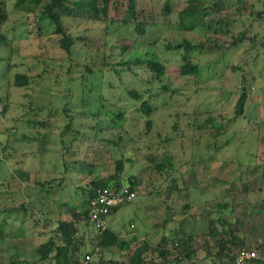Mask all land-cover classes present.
Here are the masks:
<instances>
[{
	"label": "rangeland",
	"instance_id": "374dc122",
	"mask_svg": "<svg viewBox=\"0 0 264 264\" xmlns=\"http://www.w3.org/2000/svg\"><path fill=\"white\" fill-rule=\"evenodd\" d=\"M4 1L7 17L2 32L11 37L12 49H3V54L10 58L11 73L23 72L32 82L18 86L0 81V264H7L14 250L25 259H36V248L47 237L37 234L43 228L42 217L67 220L73 212H86L87 202L80 186L108 178L115 173L118 160L121 181L133 178L137 193L130 203L109 216V227L131 242L129 250L116 247L114 258L122 259L120 252H131L145 240L141 236L157 244L161 234H171L175 226L184 231L191 229L193 237L199 239L207 230L209 210L217 216L223 208L218 203L229 205L230 210L222 216H236L245 245L264 257L256 248L264 240V0H221V14L228 13L237 20L223 40L230 42L239 32L244 33V39L218 50L192 51L191 59L199 64V73L194 76L179 71L183 50L165 48L183 37L202 39L209 32L201 28L180 31L176 25L177 11L194 0H169L173 14L160 18L143 34L128 25H115L104 44L102 40L98 46L90 39L102 34L101 24L65 17V27L75 35H83L70 55L60 49L52 28L38 14L19 12L14 0ZM137 1L141 7L160 10L166 0ZM197 1L210 6L214 0ZM124 42L131 46V52L121 51ZM121 56L154 57L163 65L159 78L139 66L123 79L127 89L136 88L153 104L148 116L152 126L147 132L148 117L140 111L136 99L122 92V82L108 67L103 74L97 70ZM233 64L241 71L233 69ZM83 73L87 79L79 78ZM108 81L114 87H108ZM245 83L249 84L245 116L231 124L215 146L209 131L194 127L191 118L209 112L231 114ZM90 86L94 87L92 91ZM101 88H106L103 94L107 100L115 98L120 105L125 118L122 127H109L106 115L96 122L107 128L94 130L96 122L87 114L98 110ZM63 108L75 116L68 135H60L69 121ZM80 110L84 113L76 114ZM119 134L123 139L117 138ZM167 137L169 140L163 141ZM227 139L230 143L225 146ZM149 152L156 156L170 154L174 168L163 169L162 173L151 170L143 159ZM64 160L69 173L61 193L57 197L48 195L44 206L36 204V209L15 210L21 202L34 200L41 187H50L33 186V178L45 181L55 177L57 182ZM17 169L29 173L28 181L18 177ZM174 177L177 181L182 177L180 188L187 191L186 198L175 193L169 198L166 186ZM186 202L189 207L183 212ZM40 208L43 213L38 211ZM18 231L25 236L11 237ZM79 231L89 248L96 231L84 223ZM109 256L106 251L105 257ZM147 257L158 260L157 251H149Z\"/></svg>",
	"mask_w": 264,
	"mask_h": 264
},
{
	"label": "trees",
	"instance_id": "16d2710c",
	"mask_svg": "<svg viewBox=\"0 0 264 264\" xmlns=\"http://www.w3.org/2000/svg\"><path fill=\"white\" fill-rule=\"evenodd\" d=\"M221 0H214L210 6L201 5L197 0L188 2L185 6L177 11V23L176 25L181 29L180 31L192 30L194 28L206 29L209 32L205 34L202 39L181 38L179 42L166 45L165 48L171 50H183L181 53L182 63L180 65L181 74L197 75L199 73L198 62L191 59L190 53L195 50L201 51L205 48L207 50H218L226 48L229 45H235L244 39V33L239 32L235 36H232L230 42H225L223 36L228 32L230 26L236 23V18L229 17V14H221ZM15 9L19 12L38 14L40 20L46 22V25L52 28V33L56 35L58 45L60 49L68 53L69 55L74 52V47L77 44L76 41H81L83 35L73 34L66 27L64 23L65 17L80 18L83 20L92 21L97 24H101L102 34L98 37L90 39V43L98 46L99 43L104 44L105 37L108 36L110 28L113 26H131L138 34H143L148 27L157 24L160 18L167 19L173 14L174 7L169 0H166L160 10L153 8H144L138 5L137 0H14L13 3ZM253 12H250L252 14ZM258 16L259 12L253 13ZM7 17V11L5 1L0 0V81H6L9 83L12 81L15 85L26 86L32 82L25 73L16 72L14 70L11 73L12 65L10 58L3 54V49L11 50V37H7L3 32V24ZM84 46V44H83ZM88 47V46H86ZM121 51L125 52L127 49L131 52V46L124 42L120 44ZM109 64V65H108ZM144 66L153 74V77L159 78L163 72V65L154 57L141 58L135 57H119L116 62H107L101 65L99 72L104 73V69L113 72L122 82V92L129 94L136 99L135 103H138L140 111L147 117L151 114L153 104L149 98H145L136 88L131 87L127 89V85L123 82L124 76L129 71H134L135 68ZM87 70L92 72V68L87 66ZM233 69L240 70V67L233 64ZM12 76V80H11ZM85 73L81 74L79 78L87 79ZM108 87H114L112 82L108 81ZM93 86H90L89 91L93 90ZM164 88V87H163ZM165 89V88H164ZM106 88H101L98 94V110L96 112H88L89 117H93L94 121H99L100 116H106L108 122H111L109 127H122V122L125 119L124 115L119 110L120 105L117 100H107L103 91ZM249 93V84H244L240 88L238 96L236 98L234 109L231 114L223 112L207 113L206 115H194L191 118V123L194 127L201 130H208L209 136L213 138L215 146L217 141L225 135L231 124L235 123L239 118L244 117V107ZM150 97V96H149ZM1 102V100H0ZM6 108V106H5ZM118 109V110H117ZM65 115L68 117V122L65 127L62 128L60 135H68L71 131L72 114L67 112L66 108H63ZM84 113L82 110L76 112V114ZM44 120V123H48ZM35 123H39L36 120ZM97 128L94 130L100 131L107 128L101 126L99 122H96ZM152 121L149 117L145 121L146 132L151 129ZM173 128L176 129V123H173ZM96 137V136H95ZM118 139H123L121 134L117 135ZM163 138V141L169 140ZM162 142V141H161ZM160 143V142H159ZM227 146L230 140L225 141ZM163 146V143L162 145ZM166 146V145H165ZM224 146H218L216 149H221ZM146 163L151 170L162 173L163 169H173L174 162L170 154L165 153L160 156H156L149 152L143 155ZM62 174L57 178V182L51 177L48 180L41 181L33 178V186H50L49 188H40L36 191L37 197L34 200L27 199L21 202L15 210L21 208L36 209V204L44 206V200L48 199V195L54 194L56 197L58 193H61L62 189L66 186L68 162L64 160L62 162ZM121 162H116V171L108 178L93 179L88 182L89 186H80L86 202L88 198L95 194L98 188H105L109 186L121 187L127 185L131 190L136 191V182L133 178H128L126 182L121 181ZM18 177L23 181H28L29 173L16 170ZM179 180V177H178ZM55 181V182H54ZM171 182L166 186L169 198L171 194H177V197L186 198L187 191L180 188L183 182L182 177L180 181L174 177ZM55 186V187H54ZM184 192H183V191ZM42 191V192H41ZM56 201V200H54ZM128 204V203H127ZM126 205V204H123ZM121 205V206H123ZM218 207H223L218 210L217 216H212V210L208 212L207 218V230L201 233L200 238L193 237L191 229L183 230L178 226H175L170 230L171 234H161V238L157 244L143 240L141 243L133 247L131 252H120L122 259L114 258V249L120 247V249L129 250L131 242L120 238L119 233L113 231L108 225V219L106 227L103 231H99L90 222L87 211L83 214L73 212L69 219H62L60 217L53 220V218L42 217V231L37 234H47L45 240L39 244L36 248L37 258L33 260L25 259L22 254L14 250L11 253L10 260L7 264H81V259L84 254H96L99 261L104 262L106 260H113L117 264H171L174 261L175 264H179L180 260L191 262L193 264H234L233 256L234 252L241 248H252L245 245V238L241 232V222L236 216L224 217L222 216L226 211L230 210L229 205L217 204ZM47 207V206H46ZM119 207V206H118ZM118 207H114L110 214L114 213ZM189 207L186 202L182 205V211L184 212ZM14 211V208H13ZM40 213L42 209L38 210ZM109 214V215H110ZM46 215V213H44ZM168 218V217H167ZM53 220V221H52ZM90 224L92 229L96 231L95 235L90 238L89 248L83 239L79 229L81 224ZM54 226L53 228H50ZM49 228L45 231V229ZM20 231V230H19ZM12 233L11 237L25 236L24 232ZM136 236L133 237L135 239ZM256 248L260 252L264 253V240L262 243L256 245ZM157 251L158 260L152 257H147L149 251ZM106 251L108 258L105 257ZM124 258V260H123ZM172 258V260H171ZM257 263L264 264V257L257 254V258H254ZM188 263V264H189Z\"/></svg>",
	"mask_w": 264,
	"mask_h": 264
},
{
	"label": "built area",
	"instance_id": "2783aa9c",
	"mask_svg": "<svg viewBox=\"0 0 264 264\" xmlns=\"http://www.w3.org/2000/svg\"><path fill=\"white\" fill-rule=\"evenodd\" d=\"M136 191L131 190L127 185L121 187L109 186L98 188L94 195L87 200V215L92 224L103 231L107 219L114 207L130 203L136 196ZM257 258L255 249L241 247L234 252V264H261L254 260ZM81 264H117L113 260L99 261L96 254L86 253L81 259Z\"/></svg>",
	"mask_w": 264,
	"mask_h": 264
},
{
	"label": "crops",
	"instance_id": "0c3cea01",
	"mask_svg": "<svg viewBox=\"0 0 264 264\" xmlns=\"http://www.w3.org/2000/svg\"><path fill=\"white\" fill-rule=\"evenodd\" d=\"M121 207H122V206H119L118 209L121 208ZM109 216H111V214H110ZM109 216H108V225H109ZM148 221H149V220H148ZM136 237H137V235H136ZM141 238H143V239H144V238H145V239L147 238V239H148V237H147L146 235H145V236H141Z\"/></svg>",
	"mask_w": 264,
	"mask_h": 264
}]
</instances>
